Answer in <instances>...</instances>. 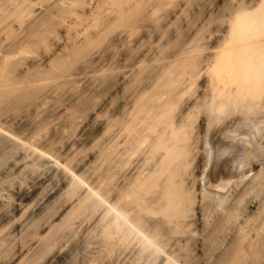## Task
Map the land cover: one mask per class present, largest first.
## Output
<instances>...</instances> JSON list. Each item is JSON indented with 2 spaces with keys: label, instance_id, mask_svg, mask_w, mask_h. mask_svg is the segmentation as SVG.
<instances>
[{
  "label": "bare ground",
  "instance_id": "6f19581e",
  "mask_svg": "<svg viewBox=\"0 0 264 264\" xmlns=\"http://www.w3.org/2000/svg\"><path fill=\"white\" fill-rule=\"evenodd\" d=\"M0 264H264V0H0Z\"/></svg>",
  "mask_w": 264,
  "mask_h": 264
},
{
  "label": "rangeland",
  "instance_id": "374dc122",
  "mask_svg": "<svg viewBox=\"0 0 264 264\" xmlns=\"http://www.w3.org/2000/svg\"><path fill=\"white\" fill-rule=\"evenodd\" d=\"M209 135L208 134H205V138H204V141H205V146H206V151L205 152H203V154L201 155V156H203V155H205V160L203 161V162H201V163H199V162H197V161H194L193 162V165L191 166L192 168V171H193V169H194V171H193V174H194V177H195V179H194V185H195V188H198L203 182V180H204V178H206V177H209L213 172H214V166L213 165H215V163L213 164V160L212 159H214V158H212L211 156H214V153H213V149L211 150V140H209L210 138L208 137ZM207 142V143H206ZM210 144V145H209ZM210 153H212L211 155H210ZM209 158V159H208ZM212 158V159H211ZM207 159H208V161H207ZM211 160L213 161V162H211ZM204 162H208V164L206 163L205 164V166H204ZM211 162V163H210ZM203 163V164H202ZM202 164V165H201ZM211 164V165H210ZM201 165V166H200ZM208 165V166H207ZM204 166V167H203ZM208 167V168H207ZM211 167V168H210ZM204 168V169H203ZM210 169H211V171H210ZM207 171V172H206ZM203 172V173H202ZM209 172V173H208ZM206 173V174H205ZM209 174V175H208ZM202 177V178H201ZM202 179V180H201ZM207 180V179H206ZM205 181V180H204ZM197 186V187H196ZM166 255V254H165Z\"/></svg>",
  "mask_w": 264,
  "mask_h": 264
}]
</instances>
